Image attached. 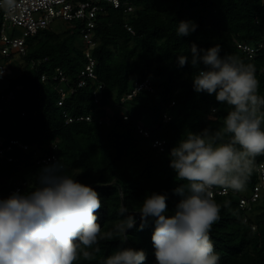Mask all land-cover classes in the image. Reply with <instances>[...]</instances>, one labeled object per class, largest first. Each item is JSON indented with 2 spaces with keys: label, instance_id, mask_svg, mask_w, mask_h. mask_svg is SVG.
Listing matches in <instances>:
<instances>
[{
  "label": "trees",
  "instance_id": "obj_1",
  "mask_svg": "<svg viewBox=\"0 0 264 264\" xmlns=\"http://www.w3.org/2000/svg\"><path fill=\"white\" fill-rule=\"evenodd\" d=\"M130 3L136 7L132 12L102 3L105 13L96 17L92 51L97 59V79L103 84L99 102L94 96L98 85L89 83L69 94L62 105L58 103L61 96L53 76L61 69L69 77L68 86L75 85L85 66L87 49L80 30L62 21L26 38V54L11 58L19 59L20 70L8 74L7 85L0 88L2 92L16 90L12 99L0 96V134L30 145L28 150L16 148L14 160L0 164V198H7L11 189L24 181L20 193L34 188L40 170L47 166L38 162L46 152L57 153L65 174L93 187L101 197L97 215L104 238L98 244L100 251L90 249L94 258L81 257L76 264H103L121 247L142 249L147 257L144 264H156L151 240L154 222L149 219L141 230L140 205L147 195L159 193L167 196L169 214L175 209L181 197L174 189L186 182L175 179L169 166L170 150L189 132L220 127L228 111L214 95L194 90L196 70L190 62L179 65V56H188L190 61L192 44L198 49L219 44L222 56L234 55L254 65L258 91L264 96V48L251 58L239 47V43L264 44V0ZM180 21L194 22L196 30L177 36ZM1 24L0 15V36ZM15 33L22 34L20 29ZM43 74L48 75L47 81L42 80ZM146 79L153 90L144 89L126 98L137 81ZM105 102L115 106V112L108 113ZM66 113L75 119L69 122ZM81 115L92 119L76 120ZM166 116L170 117L167 121ZM139 124L151 130L149 137L139 132ZM156 139L165 141L164 151L153 145ZM263 162L264 155L255 158L254 171L243 191L214 196L221 212L210 237L220 256L219 264H264V191L251 209L239 204V196H250L259 182L257 167ZM121 206L128 209L125 215L132 214L136 220L123 243L121 238L107 235L124 218L119 214ZM252 222L258 225L257 230L252 229Z\"/></svg>",
  "mask_w": 264,
  "mask_h": 264
},
{
  "label": "clouds",
  "instance_id": "obj_2",
  "mask_svg": "<svg viewBox=\"0 0 264 264\" xmlns=\"http://www.w3.org/2000/svg\"><path fill=\"white\" fill-rule=\"evenodd\" d=\"M17 0H0V9L12 14ZM192 21H180L177 36L196 30ZM221 46L208 49L190 46L188 56L178 63H191L193 88L214 95L226 105L221 126L181 138L170 150V168L180 183L174 189L180 196L169 214L167 196L151 193L139 208L141 230L151 219V236L156 264H219L220 256L210 237L219 221L221 205L214 190L243 191L251 177L255 158L264 155V96L259 94L255 67L234 55H221ZM203 68H200V65ZM101 197L91 186L65 174L59 160L43 167L36 186L25 193L13 192L0 198V264H76L83 257L93 259L103 239L97 212ZM121 206L124 217L107 235L127 240L135 226V216ZM94 246H97L94 248ZM93 251H89V250ZM142 249L121 247L103 264H144Z\"/></svg>",
  "mask_w": 264,
  "mask_h": 264
},
{
  "label": "built area",
  "instance_id": "obj_3",
  "mask_svg": "<svg viewBox=\"0 0 264 264\" xmlns=\"http://www.w3.org/2000/svg\"><path fill=\"white\" fill-rule=\"evenodd\" d=\"M20 5L16 11L12 14H6L0 9V15L2 16L1 24V51L4 54V60L0 62V88L2 85H7V72L8 66L6 65L7 59H11L14 54L25 55L27 51L28 36L36 35L41 30L49 28L54 22L62 21L68 24L69 28H78L80 30V36L84 40L87 49L85 50V66L81 69L78 79L75 85L68 86L69 77L61 70L58 69V73L53 76V80L56 83V88L61 96L59 105H62L69 94H73L78 88L87 86L89 83L97 84L94 96L95 101L99 102L102 98L103 84L98 81L96 73L97 59L93 55V47L96 45V39L94 31L96 28V17L99 14L105 13V8L102 3L119 9L124 7L126 12H132L136 7L130 3V0H17ZM128 31L134 33L132 26L127 25ZM20 29L22 34H16L15 31ZM239 47L243 49L251 58H255L261 50L264 48V44L259 46H252L249 44L239 43ZM47 59V58H46ZM35 63V62H34ZM261 72L264 74V65L261 68ZM48 75L43 74L42 80L47 81ZM19 88V86H16ZM153 90L152 83L146 79L144 81H137L132 93L128 94L126 98H132L137 92L141 90ZM0 89V96L2 99H12L15 97L16 90L12 88L8 92H2ZM126 98H123L125 100ZM2 108H0V112ZM68 121L71 122L75 118L66 113ZM87 119L91 120L90 115H81L76 117V120ZM170 117L166 116L165 120H169ZM101 122V120H100ZM139 132L144 136L149 137L151 130L143 124L138 125ZM153 145L158 148L159 151L165 150V141L162 139H156ZM16 148H23L28 150L30 145L22 142L20 139L11 138L8 139L0 134V164L3 162H11L14 160L12 152ZM61 161L60 157L55 152H46L39 157L38 162L45 165H51L57 161ZM62 162V161H61ZM259 182L255 184L250 196L240 195L239 204L242 208L251 209L252 205L256 203L264 191V162L257 167ZM26 182H22L20 185H16L11 189V193L21 191ZM237 193V192H236ZM216 194H225L222 190H214V196ZM248 221V219H246ZM252 229L257 230L258 225L254 222L251 223Z\"/></svg>",
  "mask_w": 264,
  "mask_h": 264
},
{
  "label": "rangeland",
  "instance_id": "obj_4",
  "mask_svg": "<svg viewBox=\"0 0 264 264\" xmlns=\"http://www.w3.org/2000/svg\"><path fill=\"white\" fill-rule=\"evenodd\" d=\"M6 65L8 66V70L7 72L10 75H15L19 70H20V63H19V59H10L8 61H6ZM106 104V110L108 113H112L115 112L116 107L113 106L112 104H109V102H105Z\"/></svg>",
  "mask_w": 264,
  "mask_h": 264
}]
</instances>
